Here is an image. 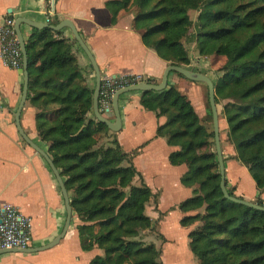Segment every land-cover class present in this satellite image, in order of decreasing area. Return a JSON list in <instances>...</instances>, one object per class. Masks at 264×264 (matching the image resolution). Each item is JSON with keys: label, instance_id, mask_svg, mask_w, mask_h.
I'll list each match as a JSON object with an SVG mask.
<instances>
[{"label": "trees", "instance_id": "trees-1", "mask_svg": "<svg viewBox=\"0 0 264 264\" xmlns=\"http://www.w3.org/2000/svg\"><path fill=\"white\" fill-rule=\"evenodd\" d=\"M106 5L113 23L121 11L133 13L144 44L171 64H190L189 42L210 60L219 73L213 81L219 114L228 125L226 141L234 150L230 158L248 168L260 193L254 202L264 205V0H108ZM191 10L199 11L196 20ZM60 35L33 28L26 43L27 100L37 108L38 133L50 143L49 154L65 180L80 221L81 246L103 250L91 264H164L162 249L141 237L153 223L146 213L153 192L143 179L134 184L140 175L134 153L122 148L115 133L110 146L99 145L110 129L90 116L94 89L73 50L77 40ZM206 97L212 115L208 88ZM141 104L167 117L157 134L178 147L170 163L187 166L181 181L193 195L179 205L180 223L198 222L188 235L198 263L264 264V211L225 197L218 155L210 148L213 115L209 129L207 116L200 117L174 85L142 92ZM226 185L243 199L228 178Z\"/></svg>", "mask_w": 264, "mask_h": 264}, {"label": "crops", "instance_id": "crops-1", "mask_svg": "<svg viewBox=\"0 0 264 264\" xmlns=\"http://www.w3.org/2000/svg\"><path fill=\"white\" fill-rule=\"evenodd\" d=\"M107 1L0 0V27L7 16L15 19L27 17L49 23L71 19L93 52L102 75L140 74L146 81L155 79V83H158L171 63L144 44L141 33L133 27V13L123 10L117 22L113 23ZM21 29L27 43L33 27L24 23ZM60 31L61 35L58 37L74 38L71 29L64 28ZM191 49V62L184 66L207 74L206 69L212 68L210 60L195 51V43H191ZM73 50L88 85L94 89L95 72L88 56L78 42L74 44ZM207 75L211 77L210 74ZM23 83V69L8 66L0 53V202L15 204L23 214L31 218V246H39L49 243L62 231L67 212L51 167L18 131L15 112L22 97ZM168 85H174L186 94L200 117L207 116L206 90L202 82H195L172 72ZM141 96V91H132L121 96L123 126L118 132L110 130L109 134L115 133L122 148L127 153H134L132 161L141 175L135 177L134 183L139 184L143 179L157 199L155 204L152 201L147 204L146 211L152 207L156 214L175 213L177 222H180L183 212L179 205L193 195V188L185 186L181 181L187 166L170 163L169 156L178 147L170 145L167 137L157 134L158 127L167 121V117L158 116L156 112L144 108ZM36 114L37 108L27 100L21 114V123L27 135L49 154L50 143L44 141L38 133ZM90 116L94 117L93 110ZM107 116L115 120L113 111ZM234 161L237 160L233 159L230 166L226 164L230 185L236 188L238 196L248 195L251 201H256L260 193L255 181L241 167L250 182L249 188L245 187L235 172L237 165ZM261 197L264 199V192ZM79 222L73 212L71 226L57 245L33 253H4L0 255V264H91L94 257L103 254V250L98 246L91 250L82 248L77 229ZM181 227L187 229L182 225ZM186 241L188 243V238Z\"/></svg>", "mask_w": 264, "mask_h": 264}, {"label": "water", "instance_id": "water-1", "mask_svg": "<svg viewBox=\"0 0 264 264\" xmlns=\"http://www.w3.org/2000/svg\"><path fill=\"white\" fill-rule=\"evenodd\" d=\"M11 11L12 9H10V12ZM24 23L30 25L33 28H38V29L50 28L54 31H60L64 28L71 29L74 35V38L77 40L79 46L88 56L91 62V65L94 69V72H95L96 83H95L94 95H93L94 116L96 117L97 120L106 123L109 129L113 132L120 131L123 126L121 109H120V98L123 94L132 92V91H141V92H146V91H151V90L162 91L168 87L169 75L173 71L183 75L184 77L192 81L205 83L208 86L209 101H210L212 115H213L216 152L218 155V161L220 165V174H221V189L225 197L229 198L230 200L264 211V205H260L254 201H249V200L242 199L236 196H232L229 193V190L226 185V179H227L226 163H225L224 152H223L222 142H221L220 114H219V109L216 103L215 83L209 75L202 73L200 71L194 70L192 68H188L184 65L169 64L166 67L162 75L161 81H159L158 83L141 82V83H137V84H133V85L120 88L115 92L113 96V112L115 114V120L113 121L108 116L104 115L100 110V94H101V87H102L101 68L93 52L89 48L84 38L81 36L75 22L71 19H62L58 23H49V22H43V21H35L27 17H17L15 19L14 27H15V31H16V34H17V37H18V40L21 46L22 54H23L24 83H23V91H22V97L20 100V104L15 112L16 125L22 137L27 141V143H29V145H31V147H33L40 155L44 157V159L47 161V163L51 167L58 181V184L60 186L64 201H65L67 216H66V221H65L62 231L49 243H46L44 245H39V246H29L26 248H13V249L0 250V255L7 253V252L33 253V252L43 251V250L54 247L67 234L71 226L72 217H73V207L70 202L69 191L66 187L65 180L63 179L59 169L56 167L53 159L47 153V151L41 148L37 143H35L27 135L21 123V114H22V111L24 109V106L28 98V89H29V80H30V75L28 71V51L26 47L25 37L21 29V26Z\"/></svg>", "mask_w": 264, "mask_h": 264}, {"label": "built area", "instance_id": "built-area-1", "mask_svg": "<svg viewBox=\"0 0 264 264\" xmlns=\"http://www.w3.org/2000/svg\"><path fill=\"white\" fill-rule=\"evenodd\" d=\"M15 18L5 17L0 27V53L5 63L23 69V54L15 31ZM146 81L140 74L102 75L100 110L107 116L113 111V96L123 87ZM31 218L13 203L0 202V250L26 248L32 245Z\"/></svg>", "mask_w": 264, "mask_h": 264}, {"label": "rangeland", "instance_id": "rangeland-1", "mask_svg": "<svg viewBox=\"0 0 264 264\" xmlns=\"http://www.w3.org/2000/svg\"><path fill=\"white\" fill-rule=\"evenodd\" d=\"M199 11L191 10L190 16L194 20L198 17ZM187 47L189 49V52H193L191 49V43H187ZM196 51V49H195ZM207 74H210L213 80H217L219 78L218 71L214 70L213 68L206 69ZM204 86L206 92L208 86L205 83H202ZM219 111H222V105H219ZM221 118V136L223 140L222 148L224 152V158L227 157V161L225 162L227 166H230L233 164V159H231V154L234 153L233 148L230 146V144L226 141V131L228 128L226 120L220 115ZM206 123L209 127V129H212V115L208 114ZM111 139L110 137H101L99 145H102L104 147H108L111 145ZM210 148L212 150H216V144L211 143ZM235 165H237L236 171L245 185V187L249 188L250 182L247 181L248 177L247 175L243 174L241 167H244L248 173V175L251 177L250 172L248 169L243 166L240 162L234 161ZM135 184V183H134ZM140 184V183H139ZM138 185V184H136ZM156 197L152 196L150 198L151 203L155 204L157 199ZM243 199L249 200V197H243ZM148 202V203H149ZM147 203V204H148ZM151 205V204H150ZM153 208L150 207L146 213L152 218V226L151 228L147 230H143L141 232L142 239L146 241V243H155L158 248L162 249V259L164 261V264H199L195 255L192 253L189 242L190 239L188 237L189 232L196 227L198 222H195L191 226L186 227L187 229L181 227V223L176 220V214L170 213L168 215L162 214V213H154ZM178 211V210H177ZM153 212V213H152ZM196 212H192L191 214H194ZM184 216V213H183ZM182 216V217H183ZM154 219V220H153ZM186 238H188V243L186 241Z\"/></svg>", "mask_w": 264, "mask_h": 264}]
</instances>
